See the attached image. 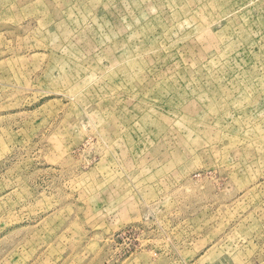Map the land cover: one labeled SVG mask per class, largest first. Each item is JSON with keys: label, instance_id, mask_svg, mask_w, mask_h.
<instances>
[{"label": "rangeland", "instance_id": "374dc122", "mask_svg": "<svg viewBox=\"0 0 264 264\" xmlns=\"http://www.w3.org/2000/svg\"><path fill=\"white\" fill-rule=\"evenodd\" d=\"M0 264H264V0H0Z\"/></svg>", "mask_w": 264, "mask_h": 264}]
</instances>
